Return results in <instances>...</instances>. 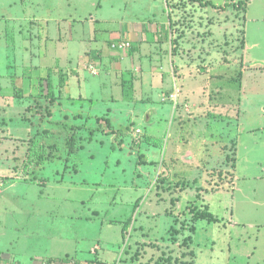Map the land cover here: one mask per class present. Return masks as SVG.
Returning a JSON list of instances; mask_svg holds the SVG:
<instances>
[{
	"label": "rangeland",
	"instance_id": "374dc122",
	"mask_svg": "<svg viewBox=\"0 0 264 264\" xmlns=\"http://www.w3.org/2000/svg\"><path fill=\"white\" fill-rule=\"evenodd\" d=\"M48 1L0 0V264H264V0Z\"/></svg>",
	"mask_w": 264,
	"mask_h": 264
},
{
	"label": "trees",
	"instance_id": "16d2710c",
	"mask_svg": "<svg viewBox=\"0 0 264 264\" xmlns=\"http://www.w3.org/2000/svg\"><path fill=\"white\" fill-rule=\"evenodd\" d=\"M195 1H197V0H190V2H192V3L195 2ZM190 2H189V0H187L186 2H185V0H180V2H177L176 0H167V3H168L167 7L168 8L171 7L172 10L173 9L175 10V9L181 8V6H182L183 7V10L186 11L188 9V4H190ZM199 3H200V7L201 8H209V7H212L214 9H216V10H219V11H226L227 9H229V7L232 6L234 9H237L239 11L242 10V11H245L246 12L247 11V5H248L247 2H239L238 4L233 3V4H231V6H229L230 4H228L225 7H223V6H216V5H214V4L210 3V2H206L205 4H203L201 2H199ZM170 22H171V25H170L171 28H170V30H173L174 31V27L177 26V23L172 20L171 15H170ZM183 35H184V33L183 34H180L175 40H173V39L171 40V41H173L174 43L177 44V47H175L174 50L171 51L172 55L173 54H175V55L178 54V49L177 48H178V45H179V41H180V39H181V37ZM169 38L170 37H169V33H168V34L165 35V42L168 41ZM161 42H163V41L161 40ZM132 50H134V49H132ZM63 84H62V86H63ZM61 92H62V90H61ZM22 93H23L22 91L17 92V97L19 95V97L22 98L23 97V94H24V93L23 94ZM59 100H63V97H61V99H59ZM198 215H199V218L202 219V220L207 219V220H209L211 222H216L217 221V219L212 214H208L207 212H199ZM62 261L66 262L67 260L66 259H63Z\"/></svg>",
	"mask_w": 264,
	"mask_h": 264
},
{
	"label": "crops",
	"instance_id": "0c3cea01",
	"mask_svg": "<svg viewBox=\"0 0 264 264\" xmlns=\"http://www.w3.org/2000/svg\"><path fill=\"white\" fill-rule=\"evenodd\" d=\"M36 2H38V4L37 5H43V4H45V2H46V4H47V2H50V1H48V0H36ZM64 2V1H63ZM14 3L16 4L17 2H15V0H14ZM64 3H66V2H64ZM9 4H10V2H9ZM51 4H53V5H57L56 4V0H54V1H51ZM78 6H82L83 4H82V1H78L77 3H76ZM68 6H70V8H71V10H72V3H66V7H68ZM95 7H97V8H99L100 9V11H101V13H102V11H103V9H101V2H100V5L98 6V3H96V2H91V8L93 9V8H95ZM97 8H95V10H97ZM52 10V8H49V9H47V11H51ZM55 10V9H54ZM62 11V13H64V14H66V15H61L59 18H57V20H60V21H65V20H70V21H74L75 19H72V18H67L66 16H69L70 14H71V11H70V9L68 8L67 9V11H64V10H61ZM79 12V11H78ZM102 15H104L103 13H102ZM71 16V15H70ZM104 17H105V15H104ZM33 22H36L35 20H37V21H39V22H47L48 24H49V22L47 21V20H45L44 18H41V17H39V19H36V16L35 17H33ZM53 21H54V19H53ZM95 36V35H94ZM78 37H80L79 35H78ZM77 37V38H78ZM97 37V36H96ZM71 43H74L75 42V39H74V34H72L71 35ZM107 43H109V42H107ZM56 44H57V42H56ZM61 44V43H60Z\"/></svg>",
	"mask_w": 264,
	"mask_h": 264
},
{
	"label": "built area",
	"instance_id": "2783aa9c",
	"mask_svg": "<svg viewBox=\"0 0 264 264\" xmlns=\"http://www.w3.org/2000/svg\"><path fill=\"white\" fill-rule=\"evenodd\" d=\"M125 46H122L121 48H124Z\"/></svg>",
	"mask_w": 264,
	"mask_h": 264
}]
</instances>
